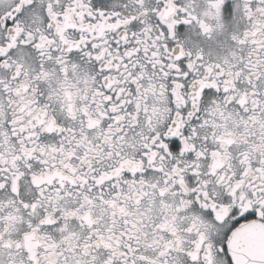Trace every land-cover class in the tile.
I'll return each mask as SVG.
<instances>
[{"label":"snow or ice","instance_id":"obj_1","mask_svg":"<svg viewBox=\"0 0 264 264\" xmlns=\"http://www.w3.org/2000/svg\"><path fill=\"white\" fill-rule=\"evenodd\" d=\"M0 264H264V0H0Z\"/></svg>","mask_w":264,"mask_h":264}]
</instances>
